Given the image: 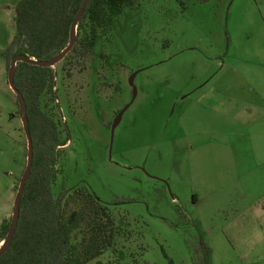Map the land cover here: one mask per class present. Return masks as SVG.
Instances as JSON below:
<instances>
[{"label": "rangeland", "instance_id": "1", "mask_svg": "<svg viewBox=\"0 0 264 264\" xmlns=\"http://www.w3.org/2000/svg\"><path fill=\"white\" fill-rule=\"evenodd\" d=\"M262 4L134 0L89 73L54 66L56 99L43 105L66 145L53 193L88 188L123 230L88 264H264ZM6 78L0 66V224L28 163Z\"/></svg>", "mask_w": 264, "mask_h": 264}, {"label": "trees", "instance_id": "2", "mask_svg": "<svg viewBox=\"0 0 264 264\" xmlns=\"http://www.w3.org/2000/svg\"><path fill=\"white\" fill-rule=\"evenodd\" d=\"M84 1L21 0L16 7L15 38L2 53L8 72L15 56L49 61L65 51ZM133 2L90 0L77 26L75 45L60 63L63 78L88 72L97 41L108 37L114 20ZM102 58L107 60L106 55ZM57 76L54 67L17 63L15 87L25 99L34 159L16 233L0 264H88L105 251L117 250L116 238L123 234L109 207L88 188H63L58 196L53 193L60 148L66 144L58 124L44 109L43 98L56 99ZM11 223L12 219H4L0 224V243L7 239Z\"/></svg>", "mask_w": 264, "mask_h": 264}, {"label": "water", "instance_id": "3", "mask_svg": "<svg viewBox=\"0 0 264 264\" xmlns=\"http://www.w3.org/2000/svg\"><path fill=\"white\" fill-rule=\"evenodd\" d=\"M90 0H85L71 26V42L68 46V48L63 51L60 55H58L57 57H55L52 60L49 61H36L34 59H31L29 57L23 56V55H18L15 56L10 64V68H9V72H8V82L9 85L11 87V89L13 90L14 94L17 97L18 103L20 105V111L23 114V123H24V131L26 133L27 139H28V163H27V168L26 171L20 181V185L18 187V192L15 198V202H14V212H13V216H12V223H11V227H10V231H9V235L7 237V239L4 241V245L2 247V249L0 250V257H2L7 250L10 248L11 243L13 241V238L15 236L16 233V229L18 226V222L20 219V212H21V202H22V197H23V193L25 190V186L28 182V180L31 177V173H32V167H33V159H34V148H33V140H32V136L30 133V129H29V124H28V118H27V108H26V103H25V99L23 98L22 94L16 89L15 87V75H16V71H17V63L18 62H25L31 65H35V66H40V67H54L57 64H59L60 62H62L64 60V58L71 52V50L73 49L76 39H77V26L89 4ZM134 79L135 76H132V78L130 79V84L131 86L134 88V97L136 96V89L134 87ZM125 111H122L116 118V120L114 121L113 125H112V130L115 131V129L119 126L123 114Z\"/></svg>", "mask_w": 264, "mask_h": 264}, {"label": "crops", "instance_id": "4", "mask_svg": "<svg viewBox=\"0 0 264 264\" xmlns=\"http://www.w3.org/2000/svg\"><path fill=\"white\" fill-rule=\"evenodd\" d=\"M20 1L21 0H0V56H2V53L7 49V47L13 42L15 38L16 7ZM262 3H263L262 12L264 15V0H262ZM7 23H9L10 26L13 28L11 32L7 31L8 28L6 26ZM0 66H1V71H3V73L6 72V75H8L7 61H6V66L2 62L0 63ZM5 85L8 86L9 91L12 94L13 90L11 89L7 78Z\"/></svg>", "mask_w": 264, "mask_h": 264}, {"label": "flooded vegetation", "instance_id": "5", "mask_svg": "<svg viewBox=\"0 0 264 264\" xmlns=\"http://www.w3.org/2000/svg\"><path fill=\"white\" fill-rule=\"evenodd\" d=\"M99 39H100V38H99ZM98 41H99V40H98ZM98 41H97V43H98ZM101 58H102V56H101ZM92 60H93V59H92ZM92 60H91V62H92ZM91 62H90V69H91ZM60 63H61V62H60ZM60 63H59V64H60ZM57 65H58V64H57ZM90 69L88 70L87 73H89ZM87 73H86V74H87ZM86 74H85V75H86ZM83 87H84V85H83V83H82V88H83ZM133 91H134V88H133ZM19 111H20V110H19ZM120 113H121V112H120ZM120 113H119V114H120ZM123 115H124V114H123ZM116 118H117V117H116Z\"/></svg>", "mask_w": 264, "mask_h": 264}, {"label": "bare ground", "instance_id": "6", "mask_svg": "<svg viewBox=\"0 0 264 264\" xmlns=\"http://www.w3.org/2000/svg\"><path fill=\"white\" fill-rule=\"evenodd\" d=\"M2 248H0V250H1Z\"/></svg>", "mask_w": 264, "mask_h": 264}]
</instances>
